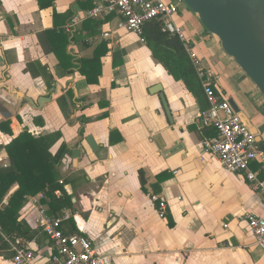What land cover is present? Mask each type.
<instances>
[{
    "label": "crops",
    "instance_id": "crops-1",
    "mask_svg": "<svg viewBox=\"0 0 264 264\" xmlns=\"http://www.w3.org/2000/svg\"><path fill=\"white\" fill-rule=\"evenodd\" d=\"M50 1L43 0L42 10L38 0H0V167L9 166L5 147L23 132L35 137L60 132L52 154L64 143L71 151L60 168L73 203L72 210L57 215H70L65 234L90 238L114 264H264V250L246 220L248 214L264 216V200L244 175L223 170L204 154L202 142L213 136L199 120L208 107L201 83L190 91L175 81L141 38L120 27L118 15L88 18L97 0ZM68 13H73L68 21L56 22L55 14ZM75 19L79 22L72 23ZM175 22L212 72L218 95L236 104L264 149V97L258 88L184 3ZM56 24L68 33L81 30L88 46L70 38L67 54L74 66L67 72L38 38ZM102 44L107 45L102 76L98 85H89L77 65L92 59ZM153 195L165 199V219ZM26 208L27 202L20 221L36 235L23 240L38 257L51 255L52 243L34 225V215L23 216ZM0 264H14L13 255L1 252Z\"/></svg>",
    "mask_w": 264,
    "mask_h": 264
},
{
    "label": "built area",
    "instance_id": "built-area-1",
    "mask_svg": "<svg viewBox=\"0 0 264 264\" xmlns=\"http://www.w3.org/2000/svg\"><path fill=\"white\" fill-rule=\"evenodd\" d=\"M181 3L182 0L179 4L165 0H97V6L88 13V18L118 15L122 20L120 27L142 40L145 26L157 22L163 33L179 39L196 71L207 100V109L199 115L201 126L206 130H214L216 134L203 140L204 154L215 159L223 170L244 175L264 200V149L240 114L235 112L232 104L218 95L212 72L204 66L190 36L176 24L175 18L179 14ZM77 21L79 22V19L73 20L72 23ZM72 27L74 24L69 26L68 30ZM108 37L109 34L106 33L105 38ZM255 165L259 167L258 170L253 168ZM61 194V191L55 192L57 197ZM26 200L27 208L23 216H35L34 225L47 235L55 252L46 257H38L37 250L31 244L21 238H8L3 235L8 247L1 252L12 254L14 264H114L113 256L99 253L90 238L63 232V224L70 219V215L65 213L58 217L49 216L43 204L48 200L45 193L27 197ZM152 201L158 206L160 218L165 219V199L153 195ZM7 204L4 200L0 204V211ZM246 220L256 238V244L264 250V216L248 214Z\"/></svg>",
    "mask_w": 264,
    "mask_h": 264
},
{
    "label": "trees",
    "instance_id": "trees-1",
    "mask_svg": "<svg viewBox=\"0 0 264 264\" xmlns=\"http://www.w3.org/2000/svg\"><path fill=\"white\" fill-rule=\"evenodd\" d=\"M38 1L42 10L47 9L43 0ZM53 3L54 0L50 1V4ZM72 16L73 13L54 15L56 22L58 20L68 21ZM89 24H92L91 21L86 23L88 26ZM90 28L94 29L95 27ZM80 31L68 33L56 24L52 29L38 35L44 52L57 55L60 61L58 68L62 72H67L74 66L73 57L67 54V47L72 36L74 42H82L85 48L88 47L85 44V39H82ZM143 41L150 49L153 57L164 66L175 81L183 82L190 91L194 90V85L197 86L196 83H200L179 39L163 33L159 23L152 22L145 26ZM106 47V44H102L97 48L92 59H81L78 62L77 68L89 85L99 84L103 69L102 59L107 53ZM43 70L47 72L46 68ZM45 75L51 84V74L48 72ZM60 104H63L62 99H60ZM0 128H3V125H0ZM208 131L212 133L211 136L216 135L214 130ZM61 139L62 134L60 132L35 137L25 131L5 147L10 164L7 167H0V204L15 186H18V190L10 196L8 204L0 211V253L8 247L3 235L8 238L25 239L28 242L35 239L36 234L29 224L20 221V212L27 202V197L45 193L48 197L46 202L49 207L48 214L51 217H57L64 209H73L72 197L65 189V185L70 182L63 179L60 172L64 160L71 153L70 148L64 143L55 155L51 152ZM140 179L144 188L146 182L142 172ZM57 191H61L60 197L55 195ZM159 192L160 189L157 188L156 193ZM170 225L173 226V224Z\"/></svg>",
    "mask_w": 264,
    "mask_h": 264
},
{
    "label": "water",
    "instance_id": "water-1",
    "mask_svg": "<svg viewBox=\"0 0 264 264\" xmlns=\"http://www.w3.org/2000/svg\"><path fill=\"white\" fill-rule=\"evenodd\" d=\"M203 27L216 36L230 56L264 97V0H182ZM161 99L167 112L164 94ZM47 100V99H44ZM42 105V101H40ZM235 112L240 110L233 102ZM92 150V138L86 139ZM75 157L80 152H75Z\"/></svg>",
    "mask_w": 264,
    "mask_h": 264
}]
</instances>
